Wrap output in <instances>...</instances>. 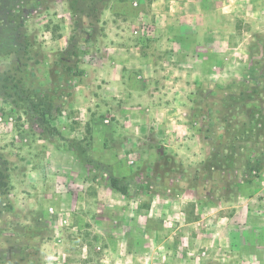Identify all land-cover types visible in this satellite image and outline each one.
Returning <instances> with one entry per match:
<instances>
[{
  "label": "rangeland",
  "instance_id": "obj_1",
  "mask_svg": "<svg viewBox=\"0 0 264 264\" xmlns=\"http://www.w3.org/2000/svg\"><path fill=\"white\" fill-rule=\"evenodd\" d=\"M25 3L21 7L17 0H1V7L6 8L5 19L15 16L20 7L25 14V29L35 44L31 56L37 55L26 71L32 72L31 83L41 88L54 86L57 55L71 37L82 43L80 68L85 73L72 80L70 97L54 117L53 125L64 141L41 139L42 122L27 118L16 98L0 94V165L14 186L9 196L13 211L0 205V246L7 254L11 255L13 246L27 244L40 248L41 264H264V172L251 184H238L234 181L239 180V172L218 171L214 178L222 181L216 183L217 179L206 178L211 171L204 170L215 149L221 151L225 146V140L217 137L224 132L217 115L223 101L232 125L244 126L248 110L264 117V0H110L94 30L80 14L91 0ZM79 24H83L80 29ZM109 38L131 49L128 52L136 60L145 53L157 61H188L191 75L201 77L200 85L192 89L201 96L216 92L222 99L221 109H212L218 121L216 135L206 137L207 120L202 116L209 113L203 110L188 118L193 130L182 137L187 138L184 143L180 136L177 139L189 146L190 156L182 155L179 160L196 170L191 173L199 185L173 183L172 188L189 197H167L161 210L150 215L147 209L153 196L139 191L140 181L147 177L137 156L122 148L117 161L92 158L89 123L92 114L100 116L95 90L102 88L99 82L103 79L100 76L94 79L98 83L91 82L87 76L96 64H104L111 50L112 54L119 52L107 45ZM12 45L0 29V50ZM142 46H146L144 52ZM20 68L16 55L0 54V71ZM233 94L254 99L245 106L237 101L225 104ZM122 137L121 133L118 139ZM63 143L80 150L61 153L57 145ZM110 145L114 149L113 142ZM169 150L165 165L171 169L178 162L174 149ZM87 157L102 165H84ZM128 170H132L130 175L119 176ZM109 175L129 184L131 196L116 192L119 197H114L106 192ZM163 175L151 180L150 193L164 192ZM234 183L228 202L201 197L213 191L222 194V189ZM189 186H194L193 192ZM180 210L186 221L178 219ZM115 253H121V258L111 259Z\"/></svg>",
  "mask_w": 264,
  "mask_h": 264
},
{
  "label": "crops",
  "instance_id": "obj_2",
  "mask_svg": "<svg viewBox=\"0 0 264 264\" xmlns=\"http://www.w3.org/2000/svg\"><path fill=\"white\" fill-rule=\"evenodd\" d=\"M111 39L109 38L107 45L113 49H119V52L112 54L111 50L104 64H96L90 71L92 73L89 77L85 75L91 78V82H97L95 80H99L100 76L103 79L101 82L98 81L102 88L97 86L95 90V95L97 94L95 108L98 111L101 110L100 116L104 115V118L101 119L100 116L92 114V120L89 123L93 132L92 158L106 163L114 162L117 161L115 158L120 157L118 151L123 148L128 152L127 154L137 156L138 161L145 165L147 178H159L164 173V192L150 193L153 196L151 205L147 209L150 215L154 211L161 210L167 197L180 199L189 197L185 198L186 193L171 187L173 183L180 182L194 184L193 172L191 173L194 169L186 162L179 160L182 155L190 156L189 146L182 144L187 139L182 137H186V134H190L193 130L188 118L191 114H197L203 110L206 112L212 109L220 110L222 99L216 92L201 96L200 92L192 89L193 86L200 85L198 79L201 77L191 75V71L187 69L191 66L188 61L178 59L157 61L146 57L145 53L136 60L133 59L134 56H131L132 53L128 52L131 49H126L125 45H117ZM142 47L144 48L141 50L144 52L146 46ZM202 119L207 120V117L204 115ZM103 120L108 124L102 123ZM176 123L177 126H175ZM148 126H151L153 130L152 128L148 130ZM171 126H174V131ZM97 131L103 133V136L97 135ZM121 133L123 137L119 140ZM198 133L202 134V131ZM179 136L182 143L177 141ZM112 142L114 149L110 145ZM170 147L174 149L178 165L171 169H161L168 158L166 153L170 152ZM65 152L61 151L66 154ZM131 172L132 170H128L119 176L125 177ZM117 173L119 171L115 172L116 175ZM199 180H203V177ZM142 183L143 181H140V185ZM192 189L189 186L190 192H193ZM106 192L119 197L110 188H106ZM179 213L181 217L177 213L178 219L183 218L186 221L184 211L180 210ZM151 220L158 221L155 217ZM118 255L121 253H115L111 259H120L121 256Z\"/></svg>",
  "mask_w": 264,
  "mask_h": 264
},
{
  "label": "trees",
  "instance_id": "obj_3",
  "mask_svg": "<svg viewBox=\"0 0 264 264\" xmlns=\"http://www.w3.org/2000/svg\"><path fill=\"white\" fill-rule=\"evenodd\" d=\"M92 3L87 6H83L80 9V14L85 15L89 19L90 30H94V27L101 20V10L108 7L110 0H91ZM28 0H17V4L21 7L26 5ZM18 8V12L15 16L10 18H4V11L6 8L1 7L0 0V29L13 43L12 48L1 51L0 54L8 55L14 54L21 63V68L17 70L0 71V94L7 98H16V103L19 108L23 110L25 116L29 119H37L42 122V133L39 135L43 140L64 141L60 132L54 127L53 121L57 113L61 111V108L67 102L70 97V91L72 90L71 82L73 79L79 78L83 75V70L80 68V57L82 52V43L77 41L76 38L71 37L66 49L58 53L56 59L55 74L58 76L53 87L41 88L34 86L30 77L32 72H26L29 69V63L36 57L31 56L34 52L35 44L30 39L28 32L25 29V14L23 9ZM5 19V20H4ZM6 21V23H3ZM83 27V24H79V29ZM86 42V41H83ZM242 98L244 101L242 102ZM252 96H245L244 94L228 95L225 99V104L230 101H237L241 106H245L248 101H251ZM241 101V103L239 102ZM247 123L244 126H238V124H231L226 118L229 116L228 111L224 106L217 115L221 116V122L224 124V132L220 135L217 134L219 140H225V146L223 150L216 151L205 162L204 170H210L212 175H208L206 178L215 179V174L222 170H231L239 172L240 178L238 181H234L238 184H249L258 179L264 172V129L260 126L264 125V117L260 112L254 113L252 110L247 111ZM206 123V137L209 139L216 135L218 131V121L214 120V114L216 112L209 110ZM66 144L57 145V149L61 151L80 150L79 147L73 149L65 146ZM73 147V146H72ZM253 150L256 155L250 156L248 153ZM86 151L83 152V154ZM245 153V154H243ZM79 157H82L79 155ZM84 160V165L90 166L92 163L102 165L94 160ZM167 163V160L165 161ZM163 163V169H166V165ZM200 178V176L198 177ZM203 179L205 177L203 176ZM217 179V178H216ZM215 179V180H216ZM145 181L139 185V191L144 194H150V187L153 182L152 178H145ZM218 181H222L217 179ZM194 184H198V181L194 180ZM237 184H228L227 188L222 189V194H218V191H213L211 194H204L201 197L208 199L214 197V202H228L229 197L234 191L231 188ZM107 186L114 192H117L124 197L131 196L130 185L124 183L122 179L109 175L107 180ZM194 188V186H191ZM14 191V186L11 181V176L8 172L4 171L0 165V205L7 211H13L12 202L9 200V196ZM41 250L40 248L32 247L30 245H16L13 246L11 255L0 246V264H41Z\"/></svg>",
  "mask_w": 264,
  "mask_h": 264
}]
</instances>
